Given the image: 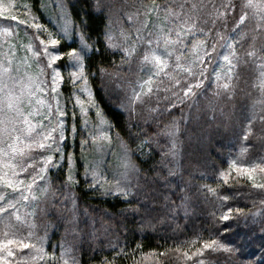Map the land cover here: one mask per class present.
<instances>
[{"label": "snow or ice", "instance_id": "snow-or-ice-1", "mask_svg": "<svg viewBox=\"0 0 264 264\" xmlns=\"http://www.w3.org/2000/svg\"><path fill=\"white\" fill-rule=\"evenodd\" d=\"M130 7L132 11L121 12V15L134 31L119 27L120 42L117 43L113 37L112 13L119 9V5L113 0H91L92 11L105 15L108 28L101 32L97 47L92 50H99L101 45L105 50L118 49L122 61L137 65L141 75L134 82L132 94L128 97L129 105L139 102L150 114L156 113L152 119L157 124L165 118V113L172 117L168 109L174 107L177 101L183 104L185 99L197 95V90L205 88L206 81L217 96L228 98L234 95L237 88L235 81L240 77L238 68L242 64L255 65L258 76L254 86L264 95V0H136ZM20 8L27 13L25 19H20L16 14ZM60 8L66 15L67 8L63 3ZM0 18L18 21L38 30L31 35L39 40V47L32 44L24 46L26 55L23 60H17L16 46L13 44L17 26L7 24L0 27V50L7 46V51H0V264H35L37 260L45 259L51 264H69L68 259L64 258L67 253L62 244L53 246L51 252L45 251L46 235L36 236L32 217L36 215L34 210L47 202L45 193L48 192L51 171L65 159L63 142L68 137L64 117L68 113L66 105L61 104L60 89L66 68L68 82L77 90L75 104L80 107L82 116H87L86 102L97 109V116L100 115V106L93 100L90 88L89 76L92 73L86 70L84 63L90 46L81 33L79 50L76 47L63 49L61 40L70 38L72 30L67 20L57 32H53L39 22L28 3L0 0ZM81 23L84 21L81 20ZM230 24L231 29L226 34L225 30L229 29ZM44 33L46 36L41 38ZM246 35L250 51L244 49L243 43H238ZM27 53L35 58L38 73L27 70L31 68ZM65 57L67 64L62 63ZM21 65L25 66L23 74ZM210 67L211 73L208 71ZM98 72L103 91L106 83L104 76L110 74L103 67ZM165 77L168 86L161 89ZM176 86H179L182 95L175 90L170 92L172 98L164 94ZM84 93H87L86 101L82 99ZM161 100L165 101L163 109L159 106ZM261 103L264 105V100ZM129 110L134 111L131 107ZM257 119L264 122V115L253 113L246 117L242 140H248L249 134L253 133L252 122ZM83 123L86 131L82 144L95 146L100 157L94 165L85 166L84 179L89 189H99L105 197L115 196L122 198L126 205H136L129 209L133 216H139L143 209L149 218L153 213H163L176 219L187 201L186 195H178L183 191L180 181L173 188V181L169 179L177 175L179 158L183 155L180 122L171 118L163 126L162 131L168 136V147L161 155L160 166L154 164L149 169L138 167L131 159L134 153L123 143L119 163L113 164L110 169L109 161L104 158L107 145L103 142L111 143V125L105 130L103 120L95 126L90 125L86 118ZM71 130L75 131L74 128ZM255 135L264 149V123ZM138 151L142 154L144 149L138 148ZM257 160L237 163L233 159L227 170L217 169L214 180L228 184L231 173L235 172L238 177H246L252 188L264 190V155ZM148 172L152 175L145 174ZM66 181L69 192L73 185L78 184L71 169ZM66 181L61 180L60 184L65 185ZM109 183L113 186L105 187ZM187 186L184 183L183 188ZM200 190L206 200L207 194L211 193L221 203L218 208L214 204V211L209 214L212 230L205 229L209 232V238H203L197 232L191 240L180 242L186 245L185 248L178 245L175 249L181 254V259L189 260L191 264H205L206 252L209 256L217 252L235 254L247 242L244 239L226 241L220 236L221 232L229 233L232 221L240 217H244L245 223H248L245 209L226 206L224 202L230 196L219 193L209 185L202 186ZM56 195L63 197L65 193L57 189L51 193L53 201ZM260 203L264 204V200ZM251 215L253 218L257 215L264 218V211L257 210ZM48 226L45 225V234ZM260 232L264 237V219ZM197 241L199 246H196ZM260 246L264 247V238ZM58 249L61 250L60 256L56 255ZM120 251L122 249L117 250V254ZM72 264H80V260L73 258ZM101 264H113V261L105 259Z\"/></svg>", "mask_w": 264, "mask_h": 264}, {"label": "trees", "instance_id": "trees-1", "mask_svg": "<svg viewBox=\"0 0 264 264\" xmlns=\"http://www.w3.org/2000/svg\"><path fill=\"white\" fill-rule=\"evenodd\" d=\"M53 1L56 4L63 3L67 8L74 28V39L70 43H61V47L79 49L80 41L76 34L81 36L83 33V39L90 46L84 63L86 70L92 73L89 81L94 99L110 122L113 133L134 153L131 159L138 167L149 169L154 164L160 166L161 155L168 147V136L162 128L171 118L180 122V136L184 142L183 155L179 158L177 175L169 179L173 181V188L176 182L180 181L183 191L178 195H186L187 201L176 219H171L163 213H153L149 218L143 209L139 216H133L129 209L136 205H126L122 198L105 197L99 189L90 190L84 179L83 146H79L82 141L78 129V136L76 135L74 140L76 146L72 150L76 161L74 177L77 178L78 184L73 185L71 192L68 191L67 161L51 171L47 183L48 192L45 193L47 202L35 210L36 215L32 218L36 236L46 235L49 248L57 244L67 247L76 259L80 260V264H101L105 259L113 261V264H142V258L151 253L160 255L163 264H191V261L181 259V254L175 249L178 245L182 249L185 248L186 245H181L180 242L191 240L197 232L203 238H209V232L205 231L212 230L209 214L214 211V204L218 208L221 203L215 200L211 193H208V199H205V194L200 189L209 185L219 193L230 196V199L224 202L226 206L244 208L248 213V223H245L244 217H240L232 221L229 233H220L221 238L226 241H247L240 252H217L210 256L206 252L205 264H264V247L260 246V241L264 238L260 232L264 218L259 215L253 218L251 215L257 210L264 211V204L260 203L264 200V190L252 188L251 182L246 178L233 177L229 179L228 184L214 180L217 169L227 170L233 159H242L248 163L257 161L259 156L264 155L261 141L255 135L264 122L253 120V133L249 134L247 141L241 139L243 126L247 124L246 117L253 113L264 115V105L261 103L264 95L254 86L258 76L255 65L246 63L238 68L240 77L235 81L237 88L231 97L217 96L206 81L207 90H197V95L185 99L183 104L177 101L174 107L168 109L172 117L165 113V118L157 124L152 119L156 113L150 114L139 102L129 105L128 97L132 94L134 82L141 75L137 71V65L122 61L118 49L105 50L101 45L99 50H92L97 47L96 42L101 32L108 30L105 15L92 11L91 0ZM28 2L41 14L44 0ZM113 3L119 5V9L112 13L113 22L124 24L125 19L121 12L132 11L130 6L135 4L136 0H123L122 3L121 0H113ZM81 20L84 21L83 24ZM230 29L231 24L225 33ZM247 40L246 35L238 43H243L244 49L250 51ZM101 67L110 74L104 76L106 83L103 91L98 72ZM208 71L211 73L212 68ZM163 79L161 89L168 86L167 78ZM62 89L67 95L71 92L66 85ZM171 90L182 95L179 86H176L175 89L164 93L169 98H172ZM164 103L163 100L159 102L161 109ZM130 107L134 111H130ZM77 126L80 127L78 119ZM157 132L161 134L156 135ZM68 146L69 142H66L65 147ZM138 148L144 149L142 154ZM145 174L152 175L150 172ZM61 180L66 181L65 185L60 184ZM184 183L188 185L187 188H183ZM57 189H62L65 195H56L53 201L51 193ZM156 207L159 208L160 205L157 204ZM45 225H49L47 234ZM196 246H199V241ZM119 249L122 251L117 254Z\"/></svg>", "mask_w": 264, "mask_h": 264}, {"label": "rangeland", "instance_id": "rangeland-1", "mask_svg": "<svg viewBox=\"0 0 264 264\" xmlns=\"http://www.w3.org/2000/svg\"><path fill=\"white\" fill-rule=\"evenodd\" d=\"M5 2H7V0H5ZM17 4H23V3H28L29 7L31 8L32 12L37 16L38 20L40 23L44 24L47 26V28L53 32H57L59 30V27L62 26L65 23V20H67V23L70 27V29H72L69 33L70 38H64L61 40V43H70L72 39H74V28L72 25V22L70 20V17L68 15V13H66V15L61 11L60 8V4H56V2H54L53 0H44L42 9H41V14H39L33 7L32 5L28 2V0H16ZM20 17V19H25L27 16V13L24 11L23 8H20L17 13ZM7 24H12V25H16L17 26V32L13 38V44L16 46V52H15V57L17 60H23V58L26 55V50L25 47L26 45L32 44L36 47H39V40H36L32 37V33L33 32H37L38 30L36 29H32L31 27H29L28 25H22L19 24L18 21H4L3 18H0V27H4ZM119 27H123L125 30L129 31V32H133L134 29L130 28L129 26V22L127 20H125L124 24H118V23H114L113 24V37L114 40L119 43L120 42V34H119ZM79 37V41H80V46L79 49L81 48V36L76 34ZM46 36V33H44L41 38H44ZM50 48L52 46H49ZM78 49V50H79ZM0 51H7V46L4 47L3 50ZM27 55L30 57L28 60V64L31 65V68H28L27 70L32 72L33 74L38 73L39 72V68L37 67V64L35 62V58H31V54L27 53ZM64 64H67V57L66 59L64 58L63 60ZM15 63V62H14ZM22 68V73L23 74V70L25 69L24 65H21ZM64 76H65V80L63 82V84L61 85V104L62 105H66V111H67V115L64 117L66 123H65V128H66V136L68 137L64 142H63V150H64V155H65V159L63 161H60L59 166H61V164L64 161H67L68 163V171L69 169H71V173L74 176L75 171H76V164H75V157L73 154V151L75 149V136L77 135V132H79L78 129H80V140L82 141L84 133L86 131V129L84 128V119H88L89 124L92 126L98 125L100 123L101 120L105 121V124L103 125V128L105 130H107L108 125H111L110 122L107 120V118L104 116L103 112L99 109L100 115L97 116L96 112L97 109L88 104L87 102L84 104V107L88 109L87 112V116L84 117L82 116L81 112H80V107L78 105L75 104V96L78 94L76 88L70 84L68 82V71L67 68L64 71ZM66 85L71 89V92L69 93V95L65 94L62 87ZM91 88V86H90ZM92 90V88H91ZM93 92V90H92ZM93 100L94 99V93H93ZM82 99H87V93H84ZM73 112L75 113V116H73ZM77 119L80 120V127L78 128L77 126ZM75 129V131H72L71 129ZM109 135L111 136V143L109 144L107 141H104L103 143H105L107 145L106 149H105V153H104V158L107 159L109 161V167L111 169L113 164H117L119 163V158L121 155V144L123 143L119 138H117V136L113 133L112 131V126H111V131L109 133ZM78 136V135H77ZM69 142V146L66 148L65 147V143ZM79 146H83V155H82V159H83V167H84V171H85V166L88 165H94L95 161L97 159H99V154L95 148V146H90L88 144H82V142H79ZM97 143H101L100 141H98ZM124 144V143H123ZM70 147V149H69ZM110 151V154H109ZM69 158H70V162H69ZM237 161V163H247L242 159H235ZM258 162V160L256 161ZM69 173V172H68ZM233 177H238L237 174L235 172L231 173V176L229 179L233 178ZM240 178H246V177H240ZM260 177L258 175V181H259ZM113 184L109 183L106 184L105 187H112ZM24 211V209H22V212ZM35 211V210H34ZM33 218V217H32ZM33 221V220H32ZM2 227V226H0ZM44 248L46 252H51L52 248H49L47 245V240L45 238L44 240ZM64 250L66 251V255H65V259H68L69 264H72V259L76 258V256L67 248L64 247ZM28 251V250H25ZM61 254V250H57L56 255L60 256ZM35 264H51L50 261H48L47 259H45L44 261L41 260H37L35 262ZM142 264H163L160 255L158 254H146L143 258H142Z\"/></svg>", "mask_w": 264, "mask_h": 264}]
</instances>
